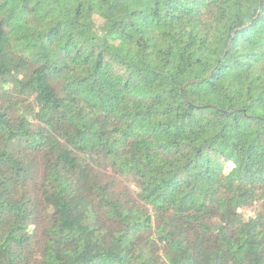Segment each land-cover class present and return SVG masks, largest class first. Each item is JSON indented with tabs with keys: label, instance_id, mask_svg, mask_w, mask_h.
I'll return each instance as SVG.
<instances>
[{
	"label": "trees",
	"instance_id": "trees-1",
	"mask_svg": "<svg viewBox=\"0 0 264 264\" xmlns=\"http://www.w3.org/2000/svg\"><path fill=\"white\" fill-rule=\"evenodd\" d=\"M264 0H0V264H264Z\"/></svg>",
	"mask_w": 264,
	"mask_h": 264
},
{
	"label": "rangeland",
	"instance_id": "rangeland-1",
	"mask_svg": "<svg viewBox=\"0 0 264 264\" xmlns=\"http://www.w3.org/2000/svg\"><path fill=\"white\" fill-rule=\"evenodd\" d=\"M241 217L244 219L255 217L264 214L263 210H260L256 205L251 203H243L240 207Z\"/></svg>",
	"mask_w": 264,
	"mask_h": 264
}]
</instances>
